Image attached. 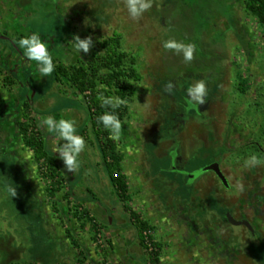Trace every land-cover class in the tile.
Segmentation results:
<instances>
[{"label": "rangeland", "instance_id": "1", "mask_svg": "<svg viewBox=\"0 0 264 264\" xmlns=\"http://www.w3.org/2000/svg\"><path fill=\"white\" fill-rule=\"evenodd\" d=\"M151 3L133 20L124 0H0V34L9 38L0 39V236L23 248L15 264L37 261V248L44 249L49 240L55 245L46 255L49 264H81L66 228L88 252L83 264H151L150 250L141 246L109 180L84 99L59 86L54 72L41 77L18 48L20 35L33 32L47 43L55 64L89 61L97 42L113 32L123 36L124 48L137 58L135 99L115 142L132 194L128 204L155 226L160 264H264V245H259L260 259L251 254L239 259L238 250L225 243L226 223L212 209L233 207L264 235V26L246 12L243 0ZM76 35L91 37L88 53L70 49ZM169 40L194 45L193 60L185 62L182 52L165 49ZM6 77L17 84L10 87ZM201 80L207 86L205 102L190 105L187 89ZM25 100L54 152L64 141L47 131L44 117L74 121L86 143L74 172H66L59 158L67 177L54 196L17 131ZM221 144L227 147L221 166L232 187L226 190L208 171L189 191L182 188L184 177L169 171L173 150L177 167L192 170L213 156L219 159ZM251 155L261 163L245 167ZM8 185L17 188L13 199L6 193ZM91 194L98 200L86 198ZM69 200L74 205L82 200L103 222L113 219L100 227L98 245L94 227L89 222L80 226ZM40 224L48 236L35 239ZM0 260L7 264L2 252Z\"/></svg>", "mask_w": 264, "mask_h": 264}, {"label": "trees", "instance_id": "2", "mask_svg": "<svg viewBox=\"0 0 264 264\" xmlns=\"http://www.w3.org/2000/svg\"><path fill=\"white\" fill-rule=\"evenodd\" d=\"M243 2L246 12L255 17L257 21L264 26V0H243ZM21 37L24 36L20 35V38ZM3 40L8 41L9 39ZM92 56V59L87 62L78 60L77 62L55 64V81L59 86L64 85L74 89L76 96L84 99L89 112L92 131L100 143L102 162L107 168L109 180L114 188L115 194L119 198V201L123 203V207L130 219L131 225L135 227L141 246L143 249L150 250L149 259L151 264H160L159 250L161 248V243L155 241L152 235L155 226L143 218L139 212L135 211L128 204V201L132 198V194L129 192L127 177L123 172V155L119 151L115 140L110 138L109 131L106 130L102 124L97 123L98 116L103 115L105 111H112L110 108L106 109L101 106V95L104 97H119L126 101L125 105L115 110V115H117L120 122H123L129 117L131 103L134 101L136 95L135 81L140 79L137 58L124 48L123 36L118 32H113L111 35L100 39L93 48ZM6 81L9 82L10 87L17 84L14 78L11 79L10 77H6ZM22 104V117L17 122V131L22 136L25 145L32 149L35 162L38 165L42 177L49 180V193L54 196L55 192L63 188L67 175L62 172L59 153L54 152L48 145L49 136L35 123L36 119L31 117V103L29 100H25ZM84 133L85 130H82L81 135H84ZM255 147L262 150L258 144H256ZM218 149L221 152L219 159L217 156H213L210 160L221 162L227 147L221 144L218 146ZM202 166L204 165L200 167ZM182 188L189 191L191 184L184 183ZM91 195L93 196H90V198L86 196V198L98 200L96 194ZM66 196L67 198L72 196V189L66 192ZM27 198L28 197L24 199ZM69 202L73 204L72 200H69ZM73 216L80 223L82 228L85 227L87 222L92 224L96 232L93 240L97 245L99 244L97 236L100 227L102 225L104 226L105 222L108 224V222L113 220L110 218L103 222V220L82 205V200L77 201L74 205ZM36 229L38 233L39 231H41V233L39 235L37 233L35 239L41 237V235L48 236L43 231L44 227L41 224L37 226ZM66 233L73 245L79 248L78 254L81 255L82 258L78 260L83 264L88 258L86 248L80 246L75 236L67 228ZM6 238V236H0V253L2 252L5 254V261L7 264H15L14 261L20 258V253L23 248L13 247L10 240ZM54 247V243L50 240L44 246V249L42 246H39L35 252L37 253V261L29 264H39L41 261L49 264L50 259L46 257V255L50 254L51 251L55 249ZM103 255L105 258L107 257L105 249H103Z\"/></svg>", "mask_w": 264, "mask_h": 264}, {"label": "clouds", "instance_id": "3", "mask_svg": "<svg viewBox=\"0 0 264 264\" xmlns=\"http://www.w3.org/2000/svg\"><path fill=\"white\" fill-rule=\"evenodd\" d=\"M124 6L128 10L130 18L139 19L151 7V0H124ZM93 41L91 37L81 38L76 35L69 41L70 49L75 53L85 54L89 52ZM18 48L22 50L23 56L29 61L34 62L41 77H48L55 71L53 55L49 51L47 43L41 36L33 32L17 41ZM165 49L175 50L177 54L183 53L185 62H191L194 58L195 46L192 44H181L176 41H166L163 44ZM188 103L190 105H201L207 96V86L203 80L196 82L187 89ZM101 106L112 111H105L103 115L97 117V123L109 131V136L113 140H119L121 134V122L115 115V110L126 104V101L119 97H104L101 95ZM42 123L47 126V131L55 133L64 143L56 149L59 158L63 161L65 171L74 172L79 167V156L86 147L85 140L76 134L75 122L67 119L55 120L53 117H44ZM261 163L256 155H251L245 160V167L255 166ZM6 193L10 198L18 195L17 188L11 185L6 186Z\"/></svg>", "mask_w": 264, "mask_h": 264}, {"label": "flooded vegetation", "instance_id": "4", "mask_svg": "<svg viewBox=\"0 0 264 264\" xmlns=\"http://www.w3.org/2000/svg\"><path fill=\"white\" fill-rule=\"evenodd\" d=\"M0 36H4L1 35ZM0 39H9L7 36H5V38H1ZM183 106V105H182ZM200 106V105H199ZM201 107V106H200ZM185 108V107H184ZM203 106L201 108L202 111L203 110ZM175 150H173L174 152ZM172 152L171 156H172V164H171V171L175 172V174H177L179 177L183 178L185 180V183H188L189 185L195 183L197 180H199L202 176V174L204 175V172L200 175H196L195 172L199 171L202 167L197 166L192 170H188L186 168H178L177 167V160H176V154H174ZM179 155V154H178ZM213 162H219L220 166H221V162L217 161V160H209V162L207 164L213 163ZM221 169L223 171V168L221 166ZM211 172L217 179L218 182L220 183V185H222L226 190L230 189L232 187L231 182L229 181V177L225 174V172L223 171L224 175L226 176L227 180H228V186H225L223 184V182L220 180V178L217 176V174L213 171H209ZM191 174H195L193 177L191 176ZM215 212V217L218 216H222V220H224V222L226 223V235H224V239H225V243L226 245H228L232 250H238V254H239V259L240 260H245L246 258L243 256L245 254V256H248L249 254L252 255V259L253 260H257L260 259L261 257H259V245L263 246L264 245V235L262 234V232H260V230L253 224V222L249 219H246L244 217H238L236 215V209L231 207V208H220L219 210L216 209V207L212 208ZM216 210L218 211V213H216ZM232 212L233 217L237 220H247L250 222V224L252 225L253 229H254V233H252L250 231V229L245 226V225H234L232 223H230L229 219L226 217L227 212ZM220 214V215H219ZM219 218H215V222L218 221ZM220 220V221H222ZM239 229V230H238ZM258 246H257V245ZM257 250V252H252L253 250ZM256 247V248H255ZM250 259V258H248ZM250 259V260H252ZM254 264V263H253ZM256 264V263H255Z\"/></svg>", "mask_w": 264, "mask_h": 264}, {"label": "water", "instance_id": "5", "mask_svg": "<svg viewBox=\"0 0 264 264\" xmlns=\"http://www.w3.org/2000/svg\"><path fill=\"white\" fill-rule=\"evenodd\" d=\"M0 37L5 38V36H0ZM208 171L215 172L217 174V176L220 178V180L223 182V184L225 186H228V180H227L226 176L224 175L219 162H213V163L207 164L204 167H202L199 171L195 172V174L198 176V175H200L204 172H208ZM195 174H191V176L193 177ZM226 217L229 219L230 223H232L234 225H245L250 229V231L252 233H254V229H253V227L249 221H247V220L237 221L233 217L232 212H230V211L227 212Z\"/></svg>", "mask_w": 264, "mask_h": 264}]
</instances>
